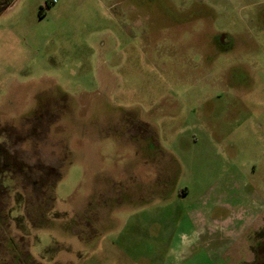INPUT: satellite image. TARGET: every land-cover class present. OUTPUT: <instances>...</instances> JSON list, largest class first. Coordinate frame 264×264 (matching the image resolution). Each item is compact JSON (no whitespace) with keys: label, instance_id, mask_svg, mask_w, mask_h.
Returning <instances> with one entry per match:
<instances>
[{"label":"rangeland","instance_id":"1","mask_svg":"<svg viewBox=\"0 0 264 264\" xmlns=\"http://www.w3.org/2000/svg\"><path fill=\"white\" fill-rule=\"evenodd\" d=\"M4 4L0 264H169L209 195L264 204V0Z\"/></svg>","mask_w":264,"mask_h":264},{"label":"crops","instance_id":"2","mask_svg":"<svg viewBox=\"0 0 264 264\" xmlns=\"http://www.w3.org/2000/svg\"><path fill=\"white\" fill-rule=\"evenodd\" d=\"M206 198L196 212L194 228L177 235L179 244L177 249H171L169 264H196L203 259V253L207 262L224 257L247 234L257 230L256 221L264 213V204H236L224 193Z\"/></svg>","mask_w":264,"mask_h":264},{"label":"flooded vegetation","instance_id":"3","mask_svg":"<svg viewBox=\"0 0 264 264\" xmlns=\"http://www.w3.org/2000/svg\"><path fill=\"white\" fill-rule=\"evenodd\" d=\"M10 156H11V154H10ZM255 234L257 236H260V238L259 239H256V241L254 240V247L257 250L256 251L254 250V252L251 251V254H252V257H253V259L251 261L252 262H255L254 264H263L264 263V229H261L260 231L255 232L254 235Z\"/></svg>","mask_w":264,"mask_h":264},{"label":"trees","instance_id":"4","mask_svg":"<svg viewBox=\"0 0 264 264\" xmlns=\"http://www.w3.org/2000/svg\"><path fill=\"white\" fill-rule=\"evenodd\" d=\"M5 6H7V4L0 6V12L4 9ZM0 158L3 159L5 164H8L9 160L11 159L9 152L1 144H0Z\"/></svg>","mask_w":264,"mask_h":264}]
</instances>
